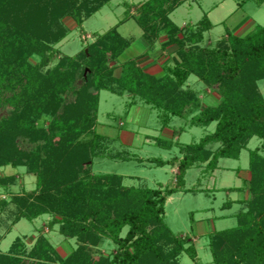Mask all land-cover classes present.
<instances>
[{
	"label": "trees",
	"instance_id": "1",
	"mask_svg": "<svg viewBox=\"0 0 264 264\" xmlns=\"http://www.w3.org/2000/svg\"><path fill=\"white\" fill-rule=\"evenodd\" d=\"M11 1L0 0V63L4 62L6 53L20 50L19 42L9 37L17 32L16 24L20 20L16 18ZM111 1L69 0L63 2L65 6L56 4L57 9L51 11L53 15L47 13L50 20L46 26L30 21L26 33L34 35L42 30L46 40L54 38L55 43H59L70 33L63 23L66 17L71 15L77 26L82 27ZM186 1L146 0L137 5V22L149 46L143 56L123 64L118 58L130 48L133 40L123 37L118 27L104 34L96 33L95 41L83 47L76 56L83 58L84 67L91 70L87 80L81 79L85 81L81 86L77 84V67L67 73L62 71L66 66H75L77 58H61L52 72L51 82L57 83V93H64L67 99L68 95H73L75 99L57 110L56 104L62 101L56 96L54 100H48L46 95L38 100L29 97L36 103L32 104L34 108L46 106V112L49 111L56 121L48 130H37V134L42 135L38 136L39 140L46 139L47 153L52 151L51 147L56 149L61 145L59 155L56 151L42 160L41 150L24 152L18 137L31 135L34 126L26 127L23 123L17 126L14 117L5 118L3 124L0 122V168L28 167L30 174L39 178L41 191L36 203H24L26 200L22 197L13 201V225L21 220L31 222L49 215L52 217L50 227L57 229L65 241L77 243L75 250L64 258L48 237L38 239V244L30 250L25 238H17L9 254L0 252V264H182L180 257L183 254L201 264L195 243L188 236L174 233L167 225L168 200L180 192L197 191L185 188L189 170L206 164L204 172L212 174L219 169L221 159L239 160L253 138L262 142L250 153V198L243 201L244 207L236 215V227L211 232L207 238L214 264H264V157L260 155L264 150V95L259 87V82L264 81V26H258L246 37L228 34L215 47H205V34L213 28L207 15L185 29L171 19ZM248 1L244 0L239 6ZM258 2L262 4L264 0ZM125 6L131 11L129 4ZM68 7L72 14L64 12ZM128 11L120 24L129 19ZM7 16L14 25V33L12 30L10 35L2 31L9 27ZM38 45L42 46L37 48H41L40 54L46 60L51 54L60 55L57 51L47 54L49 51L43 42ZM157 46L163 51L174 46L178 49L172 57L173 66L165 65L160 77L139 66L141 59ZM24 67L32 66L26 63ZM192 76L219 96L216 106L205 105L197 91L186 87ZM30 85L27 83L24 93ZM103 91L131 97L129 110L140 101L156 111L162 131L170 128L174 119L183 120L185 125L175 130V135L176 131L182 134L186 127L208 128L216 123L215 131L197 143L182 144L172 139L153 138L159 147L168 150L177 147L180 156L167 161L147 159L141 162L158 168L178 166L175 187H127L125 176L93 174L94 160L126 161L130 154L109 149L114 140L97 132ZM0 92L1 95L5 91ZM14 99L7 103L15 109L29 103L28 99L25 102ZM34 108L32 111L36 110ZM57 142L59 144L55 145ZM216 145L219 146L216 148ZM55 156H59V160H55ZM10 181L15 183L16 179L10 178ZM108 244L115 246V254L101 253Z\"/></svg>",
	"mask_w": 264,
	"mask_h": 264
},
{
	"label": "rangeland",
	"instance_id": "2",
	"mask_svg": "<svg viewBox=\"0 0 264 264\" xmlns=\"http://www.w3.org/2000/svg\"><path fill=\"white\" fill-rule=\"evenodd\" d=\"M64 1L69 0H12L11 4L15 8L16 18L20 20L16 24L17 32L9 37H14L19 42L17 47L20 46V50L6 53L5 57L3 56L4 62L0 63V91H5L0 95V122L3 124L5 123V118L14 117L17 126L22 123L26 124V127L34 126V132H31V135L23 134L18 137V139L22 140L20 148L26 153L41 150L40 159L42 160H45L49 154L53 155L56 151H58L59 155L61 145L56 149L51 147L52 151L46 152L49 146L46 148V139H38L40 138L38 136L42 135H38L37 130L41 132L43 129L48 130L56 121H53L54 118L50 116L49 111L46 112V106L42 105L44 109L34 108L32 104L35 105L36 103L31 101L32 99L30 98L32 96L38 100L43 99V96L46 95L48 100H54L56 96L62 101V103L56 104L57 110L62 105L75 99L73 95H68L67 99L64 93H57V83L51 82L52 72L61 61V58L68 56L76 60L77 54L83 47L95 41L94 36L96 33L104 34L115 27H118V31L123 37L134 42L131 48L118 58L120 64L135 57L149 46L144 41V31L135 17L137 16L136 6L146 0H112L101 11L87 19L82 27H78L70 15L63 20L70 33L59 43H55L54 38L52 41L46 40L42 30L38 31L39 34L34 35L26 33L28 32L30 21H38L39 24L43 23L46 26V23L50 20L51 11L57 9L56 4L64 5ZM243 1L187 0V3L185 2L171 16V19L178 26L185 29L191 24L195 25L200 22L208 14L210 21L214 24V28L205 34L204 46L215 47L216 43L228 34L246 37L253 32L255 25L264 26V2L260 5L259 0H250L244 6H239L238 3H243ZM129 3L131 11H128L125 6ZM127 11L130 14L128 21L120 24L127 17ZM64 12L69 15L73 11L68 7L64 9ZM6 18L7 22H10L8 23L9 27L7 29L2 28V31L5 35H10V31L13 30L14 33L13 20L10 17L8 18V16ZM41 41L49 51L47 54L57 51L60 55L55 56L54 53V55L51 54L49 60L44 59L40 54L42 46L38 45L42 44ZM30 50L33 51L29 53ZM157 50L151 60H143L139 62V66L142 65L146 71L154 66L155 69L153 70L163 68L169 64L173 66L172 57L178 50L177 47H170L166 51L159 47ZM52 57L54 60H52ZM83 62V58L79 57L74 62L75 66L72 68L66 66L62 70L67 73L77 67L76 76L79 86L85 84V81L81 79L87 80L91 72L90 68L84 67ZM26 63H29L32 67L29 69L25 68ZM24 68L26 71H24ZM119 73L120 70L116 72V75L118 76ZM27 83L30 88L28 87V92L24 93ZM61 83L64 84L63 81ZM186 87L197 91L207 106H216L219 102L220 98L214 90L207 89L195 76L189 79ZM259 87L264 95V81L259 82ZM14 96L24 102L28 99L30 104L26 103L27 105L25 106L22 104L21 107H24L17 108V110L10 103L9 105L7 103L9 100L12 101ZM130 98L129 96L114 95L107 91H103L100 94L97 132L114 140V143L112 142L108 146L109 149L115 150L116 153L127 151L130 154L129 160L126 161L108 158L94 160L92 166L93 174H118L125 176L124 184L127 187H148L152 189L160 186L175 187L176 174L179 175L178 168H175V166L158 168L147 162H141L147 159H163L167 161L180 156L177 147L172 150L159 147L155 144L153 138L172 139L182 144L197 143L203 137L215 131L216 123L208 128L186 127L182 134L179 135V131H176L175 133L178 135H175L174 131L185 125L183 120L174 119L170 128L162 131L157 112L147 105H143L140 101L130 111V108L127 107L128 103L131 102ZM32 108L36 110L32 111ZM261 142L259 138H253L248 149L242 152L239 160L221 159L219 169L212 174L204 172L207 168L206 164L192 168L186 174L185 188L197 191L187 194L180 192L168 200L166 206L167 225L174 233L188 236L190 240L195 242L199 255L198 262L200 261L201 264H214L212 253L208 246L207 234L231 229L238 224V219L234 217H228L224 220L215 219L240 213L242 206L239 204L231 208L224 207L226 206L225 204L242 198L244 191L239 189L240 191L231 192L229 189L243 188L244 181L248 179L250 174V153L259 148ZM58 144V142L55 143V145ZM218 146L216 145V148ZM260 155L264 157V150L260 151ZM58 158L59 156L54 157L55 160H59ZM10 178H15V183L9 182ZM38 182L39 178L37 175L30 174L28 167L13 168L9 166L0 168V252L9 254L17 238H25V243H27L28 250H30L38 244V239L48 237L56 247L57 252L65 258L75 250L77 243L74 240L65 241L56 231L57 229L54 230L50 227L51 216H44L31 222L21 220L13 225L15 207L11 204H14L13 201L20 197L26 200L23 201L24 203H36V197L41 192ZM108 246L101 249L103 255L117 252L114 245L108 244ZM180 261L182 264H196L187 254H183L180 257Z\"/></svg>",
	"mask_w": 264,
	"mask_h": 264
},
{
	"label": "crops",
	"instance_id": "3",
	"mask_svg": "<svg viewBox=\"0 0 264 264\" xmlns=\"http://www.w3.org/2000/svg\"><path fill=\"white\" fill-rule=\"evenodd\" d=\"M144 2V1H143ZM140 3H142V2H140ZM139 3V4H140ZM187 3V2H186ZM241 4V2H239L238 3V5H240ZM264 4V3H263ZM129 5H130V3H129ZM134 5V4H133ZM260 5H262V4H260ZM183 6V5H182ZM181 6V7H182ZM180 8V7H179ZM178 8V9H179ZM177 9V10H178ZM176 10V11H177ZM175 11V12H176ZM174 12V13H175ZM173 13V14H174ZM172 14V15H173ZM207 16H208V14H206ZM136 17V16H135ZM208 18H209V16H208ZM210 20V19H209ZM128 21V20H127ZM211 22V21H210ZM227 22V21H226ZM225 22V23H226ZM125 23V22H124ZM124 23H122V24H124ZM212 23V22H211ZM197 24V23H196ZM195 24V25H196ZM213 24V23H212ZM191 25H193V24H191ZM194 26V25H193ZM258 26L257 25H255V28L253 29V31L257 28ZM182 28V27H181ZM213 28H214V24H213ZM212 28V29H213ZM211 29V30H212ZM210 30V31H211ZM209 32V31H208ZM227 36V35H226ZM225 36V37H226ZM236 36H238V35H236ZM238 37H241V36H238ZM129 40H131V39H129ZM145 41V40H144ZM134 43V42H133ZM159 47L160 46H157L156 47V49H155V51H153V52H151V53H149V55H147V57H143L142 59H141V61H143V60H147V59H152L153 58V54H155L156 53V51H158L157 49H159ZM130 48H131V46H130ZM129 48V49H130ZM128 49V50H129ZM147 49L148 48H146V50H143L142 52H140L138 55H136L135 57H132L130 60H132V59H136V58H139L140 56H143L145 53H146V51H147ZM128 50H126L125 52H127ZM124 52V53H125ZM123 55V54H122ZM155 59V58H154ZM130 60H127V61H130ZM127 61H125V62H127ZM140 61V62H141ZM124 61L121 63V64H123V63H125ZM141 66V68L142 69H144V67H142V65H140ZM147 69V68H146ZM153 69H155V66L153 67V68H151V69H149V70H145L146 72H148V73H150L151 75H153V76H155V77H160V76H162L163 75V68L161 67V68H157L156 70H153ZM152 71V72H151ZM133 108V107H132ZM132 108H131V110H132ZM130 110V111H131ZM175 139V138H174ZM220 162V161H219ZM175 168H178V166H175ZM176 176H177V174H176ZM249 177H248V179H246L245 181H244V186H243V188H231V189H229V191H233V192H236V191H240V190H243L244 191V195H243V197L242 198H240V199H238V200H236V201H231L230 203H228V204H225L226 206L224 207V208H226V207H228V208H231V207H234L236 204H239V205H241L242 206V209H243V207H244V205H243V201L244 200H248L249 198H250V193H249V188H250V179H251V173L248 175ZM240 189V190H239ZM188 190H191V189H188ZM181 193H183V192H181ZM185 194H187V193H185ZM175 196V195H174ZM171 198H173V197H171ZM241 209V210H242ZM240 210V211H241ZM236 215L237 214H235V215H233V214H231V215H227V216H223V217H217L215 220H224V219H227L228 217H234V218H236ZM209 234V233H208ZM207 234V235H208ZM193 242V241H192ZM193 243H195V242H193Z\"/></svg>",
	"mask_w": 264,
	"mask_h": 264
}]
</instances>
